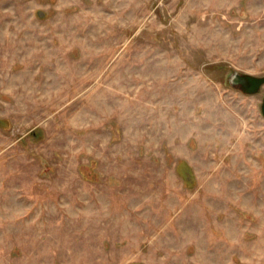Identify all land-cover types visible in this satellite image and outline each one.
Masks as SVG:
<instances>
[{
  "label": "rangeland",
  "instance_id": "374dc122",
  "mask_svg": "<svg viewBox=\"0 0 264 264\" xmlns=\"http://www.w3.org/2000/svg\"><path fill=\"white\" fill-rule=\"evenodd\" d=\"M264 0H0V264H264Z\"/></svg>",
  "mask_w": 264,
  "mask_h": 264
},
{
  "label": "water",
  "instance_id": "95a60500",
  "mask_svg": "<svg viewBox=\"0 0 264 264\" xmlns=\"http://www.w3.org/2000/svg\"><path fill=\"white\" fill-rule=\"evenodd\" d=\"M228 81L231 85H238L243 92L253 94L259 92L261 86L264 85V75L258 76L233 70L229 74ZM260 109L264 115V97H262Z\"/></svg>",
  "mask_w": 264,
  "mask_h": 264
},
{
  "label": "trees",
  "instance_id": "16d2710c",
  "mask_svg": "<svg viewBox=\"0 0 264 264\" xmlns=\"http://www.w3.org/2000/svg\"><path fill=\"white\" fill-rule=\"evenodd\" d=\"M133 264H135V263H133ZM136 264H138V263H136Z\"/></svg>",
  "mask_w": 264,
  "mask_h": 264
}]
</instances>
